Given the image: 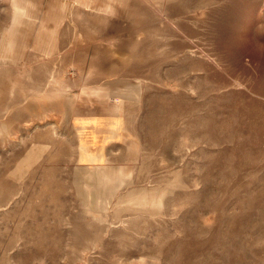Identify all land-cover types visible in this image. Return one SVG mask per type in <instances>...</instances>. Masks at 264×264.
Returning <instances> with one entry per match:
<instances>
[{
	"label": "rangeland",
	"instance_id": "rangeland-1",
	"mask_svg": "<svg viewBox=\"0 0 264 264\" xmlns=\"http://www.w3.org/2000/svg\"><path fill=\"white\" fill-rule=\"evenodd\" d=\"M0 264H264V0H0Z\"/></svg>",
	"mask_w": 264,
	"mask_h": 264
},
{
	"label": "bare ground",
	"instance_id": "bare-ground-1",
	"mask_svg": "<svg viewBox=\"0 0 264 264\" xmlns=\"http://www.w3.org/2000/svg\"><path fill=\"white\" fill-rule=\"evenodd\" d=\"M116 93L117 94L127 93L130 95H136L137 94V87L135 90L129 89V92H128V89H126L124 87V88L119 89V91H117ZM78 169H80V167ZM93 174H95L96 179L98 181H101L103 183L104 191H105V198L107 200L110 197V193L116 187V178H115L113 169L110 167H105L103 170L93 172Z\"/></svg>",
	"mask_w": 264,
	"mask_h": 264
},
{
	"label": "crops",
	"instance_id": "crops-1",
	"mask_svg": "<svg viewBox=\"0 0 264 264\" xmlns=\"http://www.w3.org/2000/svg\"><path fill=\"white\" fill-rule=\"evenodd\" d=\"M22 12H24V10H21ZM14 37L12 36H7L6 40L2 41V46H3V49L5 48V51L6 52H10L11 51L13 52L14 50V47H15V43H14ZM49 46H51V44H49ZM137 85L136 84H126L125 88L128 89V92H129V89H136ZM119 91V89H116V90H113L112 91V95L113 96H119L123 99L125 98H131V99H137V94L136 95H130V94H127V93H124V94H117L116 92Z\"/></svg>",
	"mask_w": 264,
	"mask_h": 264
}]
</instances>
